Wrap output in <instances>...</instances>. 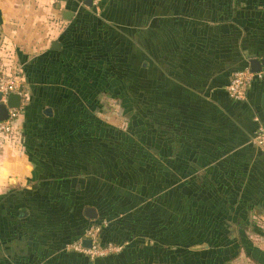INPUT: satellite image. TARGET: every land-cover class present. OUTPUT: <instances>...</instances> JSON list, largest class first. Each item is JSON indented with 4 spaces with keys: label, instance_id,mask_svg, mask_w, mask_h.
<instances>
[{
    "label": "crops",
    "instance_id": "obj_1",
    "mask_svg": "<svg viewBox=\"0 0 264 264\" xmlns=\"http://www.w3.org/2000/svg\"><path fill=\"white\" fill-rule=\"evenodd\" d=\"M220 1L102 0L96 11L71 0H0V68L22 69L27 95L17 122L22 142L0 146V264H90L67 247L88 240L90 224L101 218L100 200L84 179L89 174L74 164L75 140L60 130L69 112L80 113L79 124H97L94 107L65 87L66 76L96 75L84 50L96 32L112 49L109 59L120 65V76H137L138 102L144 106L151 99L144 113L152 115L146 125L154 152L147 148L137 160L168 161V171L153 168L172 178L169 188L177 177L181 185L186 177L199 181L201 202L186 208L208 213L193 220L189 213L192 222L209 234L227 220L239 223L237 212L246 205L264 215V153L253 145L264 125V82L254 83L243 101L227 92L234 72L264 59V0L249 6L232 0L238 7L227 11ZM87 187L93 189L88 200L81 194ZM88 209L97 218H87ZM215 209L228 214L216 218ZM100 225L103 243L127 245L93 264H177L167 252L169 259L161 262L166 253L153 223L140 228L139 244L133 241L138 234L122 233L113 219Z\"/></svg>",
    "mask_w": 264,
    "mask_h": 264
},
{
    "label": "rangeland",
    "instance_id": "obj_2",
    "mask_svg": "<svg viewBox=\"0 0 264 264\" xmlns=\"http://www.w3.org/2000/svg\"><path fill=\"white\" fill-rule=\"evenodd\" d=\"M255 1L242 0L240 6H249ZM220 4L225 11L229 9L228 6L233 9L238 7L232 0H222ZM101 21L104 23L106 19L102 17ZM102 40L103 37L96 32L86 43L90 49L84 48L86 55L93 57L96 75L65 77V87L76 90L74 91L76 94H80L82 99L86 98V103L94 107L90 113L97 124L92 122L90 125L79 124L80 113L76 115L69 112L66 114L69 123L60 130L61 136L75 140L76 143H71V147L78 163L74 164L80 165L82 174H89V177L84 179L97 189L95 196L100 201L96 205L101 218L98 220L99 223L96 221V224L92 223L90 226H97L100 230L99 243L102 246L107 245L101 241L100 224L104 221L113 219L116 224H121L122 233L127 231L138 234L133 238L136 244H139L142 237L140 228L145 229V223H153L151 228L153 227L154 232L162 239L160 252L173 255L171 258H176L177 264H258L256 259L264 264V236H259L262 231L254 226L238 229L228 223V220L217 228L219 229L217 232L213 227L210 235L207 228H201L200 225L192 226L189 213L195 212V209H192L194 202H201L199 195L201 192L195 189V181H199L193 177H182L185 183L181 185V180L175 177V184L169 188L168 184L172 178H169L167 173L158 174L153 168L163 167V170L168 171L170 170L167 166L168 161L137 160V156L143 155L144 151L147 152V148L151 155V151L154 152L153 146L150 145V142H153L151 129L146 125L150 123L152 115L149 112L144 113V110L150 107L151 99L145 98L147 102L144 106L138 102L137 76H120V65L116 67L112 59H109L112 49H106ZM112 68L117 73L113 72L112 75L110 73ZM22 136L20 130L14 139L3 144L4 147L8 148L7 144L15 147L17 142H22ZM155 147V151L159 148L167 151L165 146ZM133 163L136 165L135 168ZM186 183H189L187 187ZM88 188L90 187L81 192L87 200L90 195L93 196V189L90 188L89 194ZM190 201L194 205L189 212L186 206ZM199 209L201 212L205 210L200 207ZM215 210L216 218L224 219L228 214L225 209ZM156 222H159L158 225ZM235 234L245 235L247 252L242 251L241 255L233 260L232 257L237 250V245L233 244L238 238ZM108 244L120 248L127 245L124 240L121 243ZM167 253L165 257H161V262L169 259Z\"/></svg>",
    "mask_w": 264,
    "mask_h": 264
},
{
    "label": "built area",
    "instance_id": "obj_3",
    "mask_svg": "<svg viewBox=\"0 0 264 264\" xmlns=\"http://www.w3.org/2000/svg\"><path fill=\"white\" fill-rule=\"evenodd\" d=\"M64 2L66 0H58ZM77 2L80 6H86L87 0H71ZM96 11L99 10L102 0H90ZM256 82H264V70L252 72L250 68L234 72L231 76L227 92L229 97L235 101L246 99L249 88ZM26 77L22 69L15 71L3 70L0 68V104L7 105L8 98L13 93L21 92L23 94V106L21 109L8 108V119L0 121V146H3L8 140L16 137V126L26 106L27 95L24 92ZM253 145L264 152V125H260L253 136ZM97 226H92L86 233V238L92 242V248H86L82 243L69 245V251H75L79 254L89 257L91 260L106 257L110 254L120 251L122 248L113 244L102 246L99 243V232Z\"/></svg>",
    "mask_w": 264,
    "mask_h": 264
},
{
    "label": "trees",
    "instance_id": "obj_4",
    "mask_svg": "<svg viewBox=\"0 0 264 264\" xmlns=\"http://www.w3.org/2000/svg\"><path fill=\"white\" fill-rule=\"evenodd\" d=\"M17 134H19V129L16 126V135ZM193 209H195V212H194V216L192 217V220L196 219L200 215H206L208 213V210H206V209L203 212H201L199 207H194ZM190 217H191V215H190ZM236 218H237V222H239V223L235 224V226L238 229L239 228H245V227L249 228L250 226H254V228H258L260 231H262L261 234H259V236L260 237H261V235L264 236V215L260 214L259 211L255 210V209L253 210V209H251V207L249 205H246L245 207L238 210ZM192 220H191V224L193 226L195 224L192 222ZM217 226L218 225L214 226V228L216 229V232L219 230V229L217 230ZM255 230H257V229H255ZM239 238L240 239H238L233 244V245H237L236 253L232 257L233 260L237 259L241 255L242 251L247 252V244H246L247 240H246L245 235H241ZM80 255H82V254H80ZM250 255L252 256V254H250ZM82 256L87 258L89 260L90 264L92 262H94L95 260L100 259V258H96L94 260H91L89 257H87L85 255H82ZM101 258H105V257H101ZM255 261L258 264H263V263L259 262L257 259Z\"/></svg>",
    "mask_w": 264,
    "mask_h": 264
},
{
    "label": "water",
    "instance_id": "obj_5",
    "mask_svg": "<svg viewBox=\"0 0 264 264\" xmlns=\"http://www.w3.org/2000/svg\"><path fill=\"white\" fill-rule=\"evenodd\" d=\"M86 4L88 6L92 5L90 0H87ZM64 14H65V17H64L65 20L72 19V15H73L72 13L65 12ZM249 66H250V70L254 73L264 70V59H257V58L252 59L249 62ZM22 106H23V94L21 92L11 94L8 98L7 105L0 104V121H5L8 119V108L21 109ZM86 216L89 219H92V218L94 219V218H97V213L94 209H88L86 211ZM82 244L86 248H92V242L90 240H84Z\"/></svg>",
    "mask_w": 264,
    "mask_h": 264
}]
</instances>
